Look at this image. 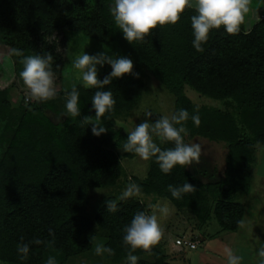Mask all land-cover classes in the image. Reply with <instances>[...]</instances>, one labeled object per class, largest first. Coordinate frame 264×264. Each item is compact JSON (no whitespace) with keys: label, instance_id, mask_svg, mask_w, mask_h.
Listing matches in <instances>:
<instances>
[{"label":"trees","instance_id":"trees-1","mask_svg":"<svg viewBox=\"0 0 264 264\" xmlns=\"http://www.w3.org/2000/svg\"><path fill=\"white\" fill-rule=\"evenodd\" d=\"M111 0H0V31L9 30L12 39L27 45L34 54L50 53L53 68L61 81L58 48L65 47L66 33L74 31L101 46L113 56H128L133 61V72L125 74L120 83H132V95L124 102L123 90H112L116 100L113 111L102 118L106 133L91 134V125L84 127V116H95L91 97L95 89H85L74 79L66 89L57 91V98H65L72 86L80 92L81 116L72 121L64 117L54 123L45 114L47 102L23 103L13 108L7 90H0V121L11 131L5 139L0 157V261L3 264H44L54 256L57 264L69 257L92 249L95 230L84 215L88 190L114 186L121 176L118 158L106 146L124 143L127 134L115 127V119L135 107L140 98L144 72L152 76L174 97L173 111L185 108L198 112L200 124L190 130L186 140L200 137L210 142L227 144L224 180L201 183L183 166L170 174L160 171L154 160L146 180L133 177L142 193L163 195L169 184L190 183L194 191L176 199L165 196L179 208H188L200 224L215 217L221 231L238 230L244 207L234 203L229 194L240 180L247 192L256 166V146L264 147V19L254 17L253 27L236 34L213 30L196 51L191 44L190 16L186 9L174 26H158L146 36L145 42L129 43L112 22ZM57 37V41L55 40ZM111 71L109 65H104ZM188 87L199 95L220 101L224 109L196 107L183 94ZM158 118V117H156ZM171 145H163L170 147ZM133 158V153L125 155ZM224 186H227L224 188ZM225 199L228 201L225 202ZM107 201H116L118 211L107 212ZM211 203H214L213 208ZM145 211L143 203L129 197L116 200L108 197L97 210L94 224L105 233L104 245L114 250L105 259L112 264H129L128 249L122 243V227L137 211ZM49 230L53 235H49ZM34 238L50 244L31 245L27 260H20L17 244ZM153 262L139 259L145 254L137 249V264H169L158 252L151 250Z\"/></svg>","mask_w":264,"mask_h":264},{"label":"clouds","instance_id":"clouds-1","mask_svg":"<svg viewBox=\"0 0 264 264\" xmlns=\"http://www.w3.org/2000/svg\"><path fill=\"white\" fill-rule=\"evenodd\" d=\"M251 0H111L109 13L115 27L123 34V38L129 42H145L153 29L158 26H174L181 19V14L186 10H192L190 27L192 34V47L198 51H204L203 45L209 39L213 30L222 29L224 33L236 34L240 32L246 15L251 11ZM102 48L104 46H101ZM11 55L22 57V70L19 76L23 81L31 99L37 102H47L57 96L55 88L56 73L53 68L54 57L50 53L44 55L23 54V50L12 48ZM109 65L111 71L98 79V66ZM72 66L78 71V78L82 81L85 89H95L91 97L90 111L94 110L95 116H84L79 122L82 126L91 125V134L100 137L106 133L103 119L105 114H110L116 104L111 89H106L113 79H118L125 74L138 77L139 73L133 72V61L128 56H110L106 50L94 54L83 51L73 62ZM140 111L146 117L130 131H127V139L120 148L124 153H134L143 161L154 160L160 171L170 174L177 166H188L193 161H198L201 147L197 143L185 142L189 135L187 122L191 120L194 126L200 124L198 112L189 113L185 108L177 109L170 114L160 115L155 121L147 119L153 113L144 105ZM81 116L80 92L73 85L65 94L64 110L58 117L71 118L76 121ZM171 145L163 147V145ZM171 196L181 199L183 194L194 191L193 185L183 184L167 186ZM142 194V188L136 183H128L121 191L119 200L129 197H138ZM159 211L148 214L141 210L137 211L130 222L122 227V243L127 247V261L129 264H137L138 256L133 253L137 249L150 250L156 245L163 233L164 227L160 223L159 215L167 216L170 209L167 206H157ZM116 201H107V212L118 211ZM49 235L53 233L49 230ZM51 240L45 241L34 238L25 242L23 239L17 244V253L20 260H27L31 251V245L50 244ZM225 254L227 264H243V255L237 254L230 246H226ZM95 252L97 255H114V250L101 243H97ZM258 255L264 257V249L259 250ZM0 264H3L0 261ZM44 264H57L54 256H49ZM264 264V260L260 261Z\"/></svg>","mask_w":264,"mask_h":264},{"label":"rangeland","instance_id":"rangeland-1","mask_svg":"<svg viewBox=\"0 0 264 264\" xmlns=\"http://www.w3.org/2000/svg\"><path fill=\"white\" fill-rule=\"evenodd\" d=\"M250 8L251 11L246 15L243 27H241L243 31H248L253 27L255 16L264 19V0H251ZM55 40H58L57 37H55ZM12 48L22 49L25 56L33 55V53L27 45L17 44L12 39L9 30L0 31V90H7L8 100L14 108L20 101L27 104L35 100L30 98L19 76V72L23 68L22 57L11 55ZM104 50H106L104 47L102 48L100 44L95 43L84 35L68 31L64 50L62 47H57V52L61 54V57H59L61 61V81L55 78L56 90L66 89L69 86L70 79H74L78 84L82 85V81L78 78V71L73 68L72 62L83 51L94 54ZM106 53L113 56L108 50H106ZM109 72L105 66L102 68L98 66V79H103ZM120 87L123 90L121 100L126 102L132 95V83L128 82L124 85L118 79H113L105 90H114ZM140 92V98L135 107L128 112L124 111L115 119V127L121 128L126 134L127 131H130L146 118L144 113L140 111L141 105H144L147 110L153 113L151 117L147 118L153 122L157 119L156 117L170 114L173 110L174 97L146 72L142 75ZM183 94L196 107L206 106L224 109L222 102L199 95L188 87L184 88ZM64 102L65 98L57 97L47 101L49 105L45 110V114L52 122H59L58 117L64 110ZM6 121H0V157L5 148V139L11 135L8 125L5 126ZM186 142L197 143L201 147L198 161H193L188 165L186 167L187 172L201 183L223 181L227 144L210 142L200 137H194L191 140H186ZM122 145L123 143H118L117 145L106 146L118 158L121 165V176L116 180L115 185L90 188L88 190L84 215L92 221L95 230L92 249L80 255L69 257L62 264H112L105 259L104 255H97L95 252L97 243L104 244L106 240L105 233L94 224L95 213L108 197H114L119 200L118 197L123 188L128 183H134L133 177L141 181L146 180L150 169V161H143L134 153L133 158H126L125 155L128 153H124L120 149ZM255 149L257 159L256 166H253V174L255 173L256 175L254 178V175L252 176L253 181L249 182L247 192L244 193V186L240 180L239 184H236L229 194L230 199L234 203L245 207L242 202L246 199L245 202L248 204L247 213L244 215L243 212L244 220L241 223L242 225L241 227L239 226L238 232L234 235L221 231L214 216L205 224H200L198 218L191 210L183 207L179 208L170 202L169 198L165 196V194L170 193L168 189L162 190L163 195L160 196L155 193H142L138 197H131L143 203L148 214L158 213L159 209L157 206H167L170 209L167 216L159 215L160 223L164 227V233L160 241L153 245L150 250H144L145 254L140 256L139 259L152 263L153 258L149 252L154 250L163 256L169 264H227L224 249L226 246H230L237 254L243 255V264H260V261L264 260V257L258 255L259 250L264 249V147L256 146ZM226 187L224 186V188ZM247 194L249 195L245 198ZM226 201L228 200L225 199ZM213 206L214 203H211L212 208ZM201 229H203L201 234H195L196 231ZM219 233H221L220 237L217 236ZM232 235L231 244L222 242L226 237L229 238ZM222 236H225V238L222 239ZM182 237L198 240L199 243L192 250L180 249L175 245V240ZM123 263L124 261L121 262V264Z\"/></svg>","mask_w":264,"mask_h":264},{"label":"crops","instance_id":"crops-1","mask_svg":"<svg viewBox=\"0 0 264 264\" xmlns=\"http://www.w3.org/2000/svg\"><path fill=\"white\" fill-rule=\"evenodd\" d=\"M259 17V16H258ZM247 22V21H246ZM241 27H243V24L241 25ZM245 28H247V27H245ZM254 176H253V178L255 177V173L253 174ZM253 178H252V181H253ZM215 182H220V180H217V181H208V182H206V183H215ZM249 194H247L246 196H245V198L248 196ZM245 200L246 199H244V202H242V204H244V215H245V213H247V211H248V204H246V202H245ZM243 220H244V216H243V219H242V221H241V223L243 222ZM241 225L242 224H240V227H241ZM239 227V228H240ZM205 228V227H204ZM239 228H238V230H239ZM238 230L237 231H235V232H226V231H223V232H225V233H230V234H236L237 232H238ZM203 232V229H201V230H199V231H196L195 232V234H201ZM221 233H219V234H217V236H221L220 235ZM223 234V233H222ZM233 235L232 236H230L229 238H227L226 237V239L225 240H222V242H224V243H226V244H231V242H232V238H233ZM194 236H197V235H194ZM225 238V236H222V239H224ZM230 242V243H229Z\"/></svg>","mask_w":264,"mask_h":264},{"label":"built area","instance_id":"built-area-1","mask_svg":"<svg viewBox=\"0 0 264 264\" xmlns=\"http://www.w3.org/2000/svg\"><path fill=\"white\" fill-rule=\"evenodd\" d=\"M193 239H186V237L182 238H177L175 240V245L179 247L180 249H195L197 244L199 243L198 240H193Z\"/></svg>","mask_w":264,"mask_h":264}]
</instances>
